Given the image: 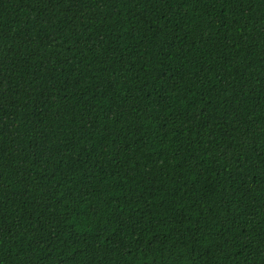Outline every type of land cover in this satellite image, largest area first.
Returning <instances> with one entry per match:
<instances>
[{
    "label": "trees",
    "instance_id": "trees-1",
    "mask_svg": "<svg viewBox=\"0 0 264 264\" xmlns=\"http://www.w3.org/2000/svg\"><path fill=\"white\" fill-rule=\"evenodd\" d=\"M0 264H264V0H0Z\"/></svg>",
    "mask_w": 264,
    "mask_h": 264
}]
</instances>
